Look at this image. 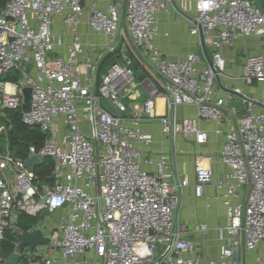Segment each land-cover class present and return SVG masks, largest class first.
<instances>
[{
	"label": "built area",
	"instance_id": "obj_1",
	"mask_svg": "<svg viewBox=\"0 0 264 264\" xmlns=\"http://www.w3.org/2000/svg\"><path fill=\"white\" fill-rule=\"evenodd\" d=\"M186 1L178 7L197 51L170 59L156 41L160 14L176 0H5L0 116L21 108L23 124L50 131L51 137L42 145L30 144L25 157L17 156L10 149L11 124L0 123V243L8 233L21 235V214L35 217L66 208L54 228L38 227L50 245L38 264H201L178 216L189 185L178 163V156L188 152L179 138L194 145L189 154L195 196L214 180L228 220L217 229L222 250L206 264H242L240 243L253 250L264 241V89L252 95L234 82L264 85V56L246 53L245 46L239 58L224 52L242 40H264V12L254 0H193L192 6ZM55 18L68 28V44L65 31L54 29ZM82 25L93 42L85 44ZM123 40L136 53L142 51L138 55L146 70L138 75ZM59 47L63 55L56 53ZM88 51L104 54L93 57ZM237 59L240 70L232 74L229 68ZM141 73L146 75L139 80ZM9 74L16 79L8 80ZM25 87L30 96L23 109ZM139 87L148 98L129 106L123 100H137ZM234 100L236 107L226 115ZM155 119L159 143L165 144L160 152L152 148L153 133L144 129ZM211 141L220 143L216 160ZM33 155L41 165L45 157L52 159L50 180L36 173L39 165L32 171L26 167ZM214 163L224 169L215 173ZM258 262L264 263V247ZM0 264H7L2 254Z\"/></svg>",
	"mask_w": 264,
	"mask_h": 264
},
{
	"label": "crops",
	"instance_id": "obj_2",
	"mask_svg": "<svg viewBox=\"0 0 264 264\" xmlns=\"http://www.w3.org/2000/svg\"><path fill=\"white\" fill-rule=\"evenodd\" d=\"M180 1L182 0H176L177 4H172L169 8V11L166 13H161L159 17L161 34L158 36L156 43L161 49L162 53L168 56L170 59L180 58L185 56L188 52L197 51L196 38L195 36L189 34V23L179 11L178 4ZM186 3L189 6H192L193 0H187ZM54 29L57 32H61L62 30H64L65 33L63 35V41L65 44H68L70 42L71 36L68 32V28L58 18L54 19ZM81 30L84 33L83 36L85 44H88V42H93V38L88 32V29L85 25H82ZM165 33H167L168 35L165 36ZM245 43L247 44V48L250 44L260 45L261 50L251 53L261 54L262 56H264V40L260 37H252L250 39L242 40L238 42L232 49L226 48L224 52H236L239 58L241 57V54L244 50L243 47L245 46ZM64 51L65 50L63 48L59 47L56 53L63 55ZM89 53H92L91 55L93 57L97 56L99 58H101V56L104 54L102 51H90ZM239 70L240 63L237 59L235 64L229 68V72H231L232 74H238ZM234 82L241 86L245 92L252 95H258L259 91L261 89H264V85L248 87L243 85L239 81L235 80ZM142 98L143 97L140 92L137 100L129 101L128 105L131 106L134 104H140L144 100ZM138 100H140V102ZM236 105L237 102L235 100L229 102L228 106L225 108V114L228 115L231 112L232 107H236ZM157 110L159 113L163 112L162 100L160 99V97L157 100ZM226 119L231 120L230 124L234 123V120L231 117ZM159 124V120L155 119L152 122L146 123L144 125L145 130L151 131L153 133L155 144L152 148L155 152H160V150L165 149V144L159 143L161 140H163L158 130ZM230 124L227 123L226 125L229 126ZM219 141H222V137L219 138ZM179 144L181 147H184L186 151H188L186 154L178 156V163L181 170H183V172L187 174L189 185L184 189L182 205L178 212V216L180 221L187 227L185 237L191 239L195 243L197 255L201 264H206L207 259L216 257L222 250L224 244L223 240H220L218 237L217 229H219L220 227H224L227 224L228 220L224 208L222 207L221 201L216 195L217 192L215 190L214 180L211 184L205 187L202 196H195V177L192 164L193 158L189 154L191 153L190 151L194 148V145L190 140L186 141L181 138H179ZM219 147L220 143L216 141H211L208 145V148L212 153L213 160L217 159V151ZM12 152L13 154H15L14 151ZM213 167L216 169L215 173L219 170L224 169L218 163H214ZM7 176H9V173H7ZM66 212V208H61L56 210L54 213H47L48 217L45 218L41 223L34 224L31 229H35L45 225L44 229L45 231H48L50 230V228H54V226L58 224L59 219L64 217ZM201 224L207 225V229L200 230L199 226ZM263 247L264 241H261L259 245L253 250L244 249L242 243H240L237 252L241 263L260 264L258 262V257L260 256Z\"/></svg>",
	"mask_w": 264,
	"mask_h": 264
},
{
	"label": "rangeland",
	"instance_id": "obj_3",
	"mask_svg": "<svg viewBox=\"0 0 264 264\" xmlns=\"http://www.w3.org/2000/svg\"><path fill=\"white\" fill-rule=\"evenodd\" d=\"M263 5H264V0H261ZM3 5V4H2ZM2 5L0 4V8L2 7ZM121 46L124 47V54H126L127 56H129L132 61H133V72L134 74L138 75V72H142L143 70H146V67H144V65L142 64L138 53H142V51L140 50V52H135L129 45H127L125 43V41L123 40ZM260 45L257 44H250L247 48V44L245 43V47L244 49H246V53H251V52H257L258 50H261ZM260 48V49H259ZM264 50V49H263ZM48 55H51L52 57H55V54L52 51L47 52ZM243 54V52H242ZM241 54V56H242ZM103 56V55H102ZM101 56V57H102ZM149 77L151 79H156L155 75H153L151 72L149 73ZM141 94H142V99H147L148 95L146 94V92L144 91V89L142 87H139ZM125 103L129 104V101H127L126 99L123 100ZM140 102V100H138ZM6 110L3 112V116H0V123H5L7 124L5 117H6ZM3 120V121H2ZM2 121V122H1ZM20 137H22V139L24 141H28L30 139L36 138V137H40V134L36 131L33 130V128L30 127H26L24 128V130H22L20 132ZM41 137H43L44 139H48L51 137V133L50 131H46L45 133H41ZM3 138V134L0 133V140H2ZM52 164V159L50 157H45L44 158V165H51ZM38 168V167H37ZM41 168H45L44 166ZM36 173L40 176L43 177V171H40ZM50 214V213H49ZM48 215L46 212H42L39 213L37 216L35 217H29L31 219L34 224L37 223H41L45 218H47ZM46 232V231H45ZM50 249V245L48 243H44V244H37L36 246H34L33 248H30L29 246H26L24 248V250L22 251V259L20 261V264H38L43 258H44V254Z\"/></svg>",
	"mask_w": 264,
	"mask_h": 264
},
{
	"label": "trees",
	"instance_id": "obj_4",
	"mask_svg": "<svg viewBox=\"0 0 264 264\" xmlns=\"http://www.w3.org/2000/svg\"><path fill=\"white\" fill-rule=\"evenodd\" d=\"M4 3L5 0H0L1 5L2 4L4 5ZM106 62H107V58H104L101 61L99 72H101L104 69ZM15 79H16L15 76L9 74L8 80H15ZM21 111H22L21 108H17L16 110H6L7 114L5 120H8L12 126L10 131L11 150L14 151L15 155L25 157L27 155L28 146L30 144H36L38 141L44 140V138L41 137V132L39 131L38 127H30V128H33L34 131L38 132L40 134V137L30 139L26 142L22 139V137L19 136L20 132L24 130V128L29 127L21 122L20 120ZM43 166L45 168H41ZM37 167H38L36 168L37 172H39V170L43 171L42 174L43 180H48V179L50 180V173H51L50 166L39 165ZM29 217L31 216H28L26 214H21L19 216L18 225L21 231L24 230L28 231L33 226L34 222H32ZM19 238H20L19 233H8L6 239L0 243V254H2L4 257H7L14 249V242L17 241Z\"/></svg>",
	"mask_w": 264,
	"mask_h": 264
},
{
	"label": "water",
	"instance_id": "obj_5",
	"mask_svg": "<svg viewBox=\"0 0 264 264\" xmlns=\"http://www.w3.org/2000/svg\"><path fill=\"white\" fill-rule=\"evenodd\" d=\"M255 5L259 9L261 13L264 12L263 5L260 0H254ZM150 71L153 74H156V71L154 69L149 68ZM146 73H141L138 76V79H142ZM7 74L3 73L1 76L2 80H6ZM22 95H23V101L21 104V107L24 109L26 106V103L28 101V98L30 96V88L25 87L22 89ZM102 105L107 109L111 110L110 105L106 101H102ZM38 145H42L43 141L37 142ZM42 161L37 157L36 155L30 156L26 161V167L32 171L34 169L35 165H41ZM47 236L44 235L42 230L40 228H36L30 231H22L20 235V239L15 247V250L12 251L7 257H6V263L7 264H17L19 259L22 257V251L26 246H29L30 248H33L37 244H44L47 242Z\"/></svg>",
	"mask_w": 264,
	"mask_h": 264
},
{
	"label": "bare ground",
	"instance_id": "obj_6",
	"mask_svg": "<svg viewBox=\"0 0 264 264\" xmlns=\"http://www.w3.org/2000/svg\"><path fill=\"white\" fill-rule=\"evenodd\" d=\"M8 87H10V85H8Z\"/></svg>",
	"mask_w": 264,
	"mask_h": 264
}]
</instances>
